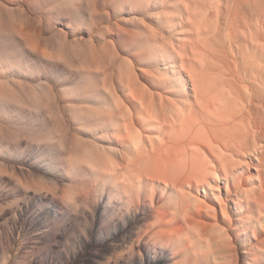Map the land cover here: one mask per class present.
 Returning a JSON list of instances; mask_svg holds the SVG:
<instances>
[{
  "label": "rangeland",
  "instance_id": "1",
  "mask_svg": "<svg viewBox=\"0 0 264 264\" xmlns=\"http://www.w3.org/2000/svg\"><path fill=\"white\" fill-rule=\"evenodd\" d=\"M94 1L84 0L79 9L77 0H0V264H246L240 227L228 224L211 195L199 192L218 211L216 220L200 215L209 223L200 231L214 241L223 233L211 225H227L223 243H210L212 250L224 244L215 260L204 242L191 239L189 229L164 212L169 209L158 192L137 185L139 192L135 185L132 196H120L113 173H97L93 156L102 159L121 145L102 114L108 108L104 91L117 85L113 68L133 70L137 64L118 49L132 14L123 13L130 21L120 14L108 20L105 8L112 5ZM102 79L110 82L104 91L108 81ZM160 217L171 222L161 226Z\"/></svg>",
  "mask_w": 264,
  "mask_h": 264
},
{
  "label": "bare ground",
  "instance_id": "2",
  "mask_svg": "<svg viewBox=\"0 0 264 264\" xmlns=\"http://www.w3.org/2000/svg\"><path fill=\"white\" fill-rule=\"evenodd\" d=\"M95 1L112 5L105 8L108 20L120 14V20L130 21L123 13L132 14L129 29H122L124 46L118 49L141 71L137 65L118 72L113 68V77L119 79L111 87L102 79L108 81L102 82L103 91L109 87L104 91L108 108L102 114L105 111L115 127L109 135L121 145L110 156H93L94 172L102 170L110 178L113 173L120 196L135 185L143 188L137 190L158 192L169 209L162 210L187 227L191 239L204 242L208 249L201 250L215 260L224 254H218L224 244L215 248L223 243L221 230L227 225L212 221L218 232L213 231L223 233L217 235L222 242L215 236L212 250L211 236L199 229L209 225L200 215L207 212L213 220L217 211L199 192L211 195L228 224L240 227L238 241L247 246L246 264H264V236L258 233L264 231V0ZM83 3L77 0L79 9ZM77 93L85 92L79 88ZM15 193L21 197L17 188ZM162 219L161 226L169 224Z\"/></svg>",
  "mask_w": 264,
  "mask_h": 264
}]
</instances>
